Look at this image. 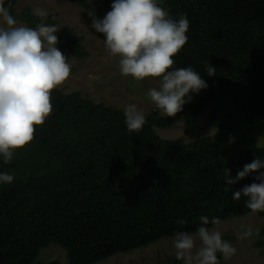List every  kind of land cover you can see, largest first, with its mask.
<instances>
[{
    "label": "trees",
    "instance_id": "obj_1",
    "mask_svg": "<svg viewBox=\"0 0 264 264\" xmlns=\"http://www.w3.org/2000/svg\"><path fill=\"white\" fill-rule=\"evenodd\" d=\"M69 1L97 19L114 2ZM15 5L4 0L28 27L41 23L29 6L16 13ZM161 6L170 18L183 14L189 20L188 40L173 57V68L198 72L207 84L204 94L175 117L152 112L139 132H128L123 108L52 90L53 110L36 126L34 139L15 150L10 163L0 156V173L14 176L12 183L0 184V264H62L37 260L49 244L64 249L68 264H94L179 231L195 232L201 216L211 228L213 218L222 222L251 212L247 198L233 200L232 193L256 182L258 172L232 185L226 174L235 179L244 165L264 160V145L238 149L225 159L223 145L210 136L166 139L154 127L168 128L208 105L213 125L217 94L240 109L249 126L264 121V0H163ZM43 23L57 26L58 15L48 14ZM56 35L67 59L87 55L83 37L72 27H60ZM209 65L216 71L212 76ZM172 262L182 264L175 257Z\"/></svg>",
    "mask_w": 264,
    "mask_h": 264
},
{
    "label": "clouds",
    "instance_id": "obj_2",
    "mask_svg": "<svg viewBox=\"0 0 264 264\" xmlns=\"http://www.w3.org/2000/svg\"><path fill=\"white\" fill-rule=\"evenodd\" d=\"M163 0H114L111 11L103 19H97L88 11L91 27L104 35L106 50L119 57L122 76H131L137 83L147 77L160 79L159 88L147 91L154 110L168 117H175L191 97L207 88L205 80L192 67L173 68V57L186 44L189 20L186 15L172 19L161 6ZM34 15L41 23L33 27L16 26L15 18L0 0V156L5 164L10 163L15 150L25 147L34 139L36 126L42 125L51 114V92L63 84L70 75L71 65L57 48L56 35L60 27L47 25L43 19L47 13L36 8ZM171 69V70H170ZM210 66L207 75L215 74ZM128 132H139L146 123L145 115L135 104L123 108ZM264 160L254 159L238 171L236 180L251 172H258L255 181L232 193L233 200L246 197V207L251 213L264 212ZM14 176L0 173V184H9ZM195 232L175 233L172 245L175 258L183 264H220L217 254L229 260L236 248L222 239L217 228H209L206 216ZM213 218L212 225H219ZM259 227L239 225L238 239L259 235Z\"/></svg>",
    "mask_w": 264,
    "mask_h": 264
},
{
    "label": "rangeland",
    "instance_id": "obj_3",
    "mask_svg": "<svg viewBox=\"0 0 264 264\" xmlns=\"http://www.w3.org/2000/svg\"><path fill=\"white\" fill-rule=\"evenodd\" d=\"M15 2L16 13L25 6H29L33 13L36 8L44 10L47 14L56 13L58 27L70 26L76 35L83 37L82 43L87 55L83 59L68 57L67 62L71 65L70 75L57 88L64 93L79 92L85 98L114 108L135 104L145 117L154 111L157 115L164 116L159 110L152 109V103L147 96L149 89L159 88L160 81L147 77L137 83L131 76H122L119 70V57L111 56L106 50L104 39L91 27V18L83 7L69 0H15ZM13 17L16 26L28 27L17 15ZM0 26H6L2 19ZM203 94V90H199L198 93L190 92L188 96L191 99L188 102L200 98ZM214 106L218 113L213 125L209 124L212 106L208 105L197 114L186 112L168 128L154 127V130L163 138H182L185 142L210 136L223 145L225 159H229L238 149L264 145V121L249 126L243 119L240 109L227 97L219 94ZM239 225L259 227V235L238 239ZM211 228L220 230L222 238L236 248V254L227 261L218 253L220 264H264V216L250 212L224 220ZM173 239L174 237L163 238L145 247L116 254L94 264H173L172 258L175 257ZM259 241H262L261 245ZM51 259L68 264L64 249L56 244L44 247L37 258L38 261Z\"/></svg>",
    "mask_w": 264,
    "mask_h": 264
},
{
    "label": "water",
    "instance_id": "obj_4",
    "mask_svg": "<svg viewBox=\"0 0 264 264\" xmlns=\"http://www.w3.org/2000/svg\"><path fill=\"white\" fill-rule=\"evenodd\" d=\"M153 113H155V114H156V111H154Z\"/></svg>",
    "mask_w": 264,
    "mask_h": 264
}]
</instances>
